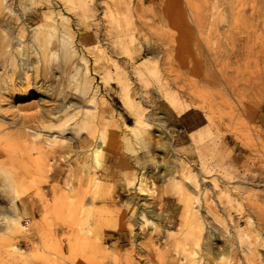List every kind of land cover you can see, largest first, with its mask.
<instances>
[{
	"label": "rangeland",
	"instance_id": "obj_1",
	"mask_svg": "<svg viewBox=\"0 0 264 264\" xmlns=\"http://www.w3.org/2000/svg\"><path fill=\"white\" fill-rule=\"evenodd\" d=\"M261 5L0 0V264H223L228 237L230 264H264ZM125 94L150 127L135 123ZM125 122L150 131L148 142ZM152 156L166 162L154 180ZM140 172L154 194L128 184ZM163 198L173 205L162 211ZM130 199L155 209L156 223L174 212L175 228L136 220ZM194 214L199 240L186 248L198 253L186 256L173 235ZM148 236L159 253L146 257L137 243Z\"/></svg>",
	"mask_w": 264,
	"mask_h": 264
},
{
	"label": "bare ground",
	"instance_id": "obj_2",
	"mask_svg": "<svg viewBox=\"0 0 264 264\" xmlns=\"http://www.w3.org/2000/svg\"><path fill=\"white\" fill-rule=\"evenodd\" d=\"M218 1V0H217ZM211 2V1H210ZM261 2V1H260ZM218 4H220V1H219V3ZM130 6H131V4H130ZM262 6V5H261ZM220 7V6H219ZM262 7H264V6H262ZM133 9V8H132ZM212 9V8H211ZM224 10V9H223ZM225 11V10H224ZM229 11V10H228ZM133 16V15H132ZM56 25V24H55ZM43 31V30H42ZM38 32V31H37ZM225 33H227V32H225ZM39 39H41V38H39ZM41 41V40H40ZM39 41V42H40ZM222 43V42H221ZM41 45V44H40ZM41 47V46H40ZM225 47V46H224ZM115 66V65H114ZM122 97V96H121ZM123 104H124V106L126 105V107H128V109H133L134 108V110H135V113H134V115H135V123L136 124H143V125H145V126H147V127H150V125H148V123L145 121V119H143V115H142V112L140 111V109L139 108H137L134 104H133V101H132V99H131V97L130 96H128L127 94H125V95H123ZM136 107V108H135ZM101 115V114H100ZM103 116V115H102ZM218 119L220 120V119H222V117H218ZM125 126L128 128V130L129 131H131V132H134L135 134H136V136L138 137H140L141 136V138H142V140L143 141H146V142H148V140H149V136L151 135V132L150 131H146L147 133V135H143L142 133L141 134H137V130L136 129H133L134 127H132V126H130V125H128L126 122H125ZM205 129V128H204ZM160 131V130H159ZM161 131H162V129H161ZM162 133H164V132H162ZM166 133V132H165ZM164 133V134H165ZM160 134H161V132H160ZM199 134V133H198ZM157 135V134H156ZM21 136L24 138V139H26L27 140V135L25 134V133H21ZM148 136V137H147ZM103 137V136H102ZM167 137V136H166ZM165 137V138H166ZM39 138V137H38ZM40 139V138H39ZM94 139V138H93ZM100 139H103V138H100ZM145 139V140H144ZM147 139V140H146ZM158 139V138H157ZM151 140V139H150ZM102 140H100V141H98V142H100V143H103V142H101ZM103 141H104V139H103ZM146 142H144V143H146ZM153 144V143H152ZM166 144V143H165ZM157 145V144H156ZM169 146V145H168ZM168 146L166 145V147H167V149H168ZM94 148V147H93ZM164 148V147H163ZM100 147H98L97 149H95L94 150V152H93V150H92V152L93 153H91V155L93 156L94 155V159H95V165H96V167H102V166H104V164L101 162V160L99 159V155H98V153L100 152ZM170 152V151H169ZM177 153V152H176ZM157 154V153H156ZM164 155H166V154H164ZM127 156V155H126ZM158 156V155H157ZM153 157L154 156H152V158H150V162L149 161H147V162H149L148 163V165H147V167L145 168V170H147L149 173H151V176H150V178H154L153 176L156 174L155 172H157L158 173V171L160 172V168L162 167L161 165V163H164V161L162 162V161H160L159 159H158V161L159 162H161V163H157V161H152L153 160ZM159 157V156H158ZM161 158V157H160ZM198 158V157H197ZM156 159V158H155ZM154 159V160H155ZM128 160V159H127ZM146 160V159H145ZM157 160V159H156ZM176 160V159H175ZM185 160V159H184ZM197 160V159H196ZM168 161H170V160H168ZM199 162H200V160H198ZM227 163H230L229 161H230V156L229 155H227ZM145 163H146V161H145ZM166 163V162H165ZM164 163V164H165ZM163 164V165H164ZM198 164H200V163H198ZM202 164V163H201ZM131 165V164H130ZM170 165V164H169ZM169 165H168V167H169ZM174 165H176V164H174ZM180 167H181V174L182 173H184L183 171L185 170V173L187 174V171H188V166L187 165H185V163L184 162H181L180 164ZM178 165V166H179ZM190 165V164H189ZM230 165V164H229ZM127 167H128V165H126ZM192 166V165H191ZM202 166V165H201ZM132 167V166H131ZM142 167V166H141ZM203 167V166H202ZM167 167H165V165H164V170H162L163 172H164V174L162 175V173H159L160 174V176L162 175V176H164V175H166L167 174V172H168V169H166ZM174 168H175V166H174ZM73 169V168H72ZM88 169V168H87ZM162 169H163V167H162ZM176 169V168H175ZM179 169V168H178ZM103 170H105V169H103ZM156 170V171H155ZM170 172V171H169ZM168 172V173H169ZM141 174L140 175H137V176H132L131 177V179H129V183L128 184H130V183H132L133 181H135L136 180V183H138V186L136 187V189L138 190V194L137 195H147V194H149L150 192H151V194H154V191H151V188H150V186H149V181H151L150 180V178H149V174H147L148 176H146L145 175V173L144 172H140ZM172 173V172H171ZM201 173V172H200ZM94 174V173H93ZM159 174H157L156 175V178H159L160 176H159ZM186 174H184V175H186ZM173 175V174H172ZM183 175V176H184ZM203 175V174H202ZM205 175V174H204ZM105 178H107L108 179V177H110V178H112V175L107 171V172H105V174L103 175ZM161 178V177H160ZM163 178H165V176L163 177ZM186 178V177H185ZM100 179H102L101 177H98V176H96V175H93V176H91V178H90V182H91V186L94 188V189H97V191L96 192H98V189H99V187H100ZM162 179V178H161ZM170 179V178H169ZM189 180V177H187L186 178V180ZM154 180V179H153ZM160 180V179H159ZM163 180V179H162ZM185 182V181H184ZM186 183H188V182H186ZM102 185V184H101ZM182 186H187V184L185 185V183L184 184H182V182L180 183V187H182ZM177 187V186H176ZM176 187H174V188H176ZM130 188V187H129ZM155 188V187H154ZM135 189V188H134ZM179 190H180V188H178ZM153 190V189H152ZM129 193V192H128ZM125 194V193H124ZM122 195V194H121ZM125 195H127V194H125ZM158 195V194H157ZM156 195V196H157ZM226 195V194H225ZM126 197H128V196H126ZM130 197V196H129ZM92 198V197H91ZM109 199V198H108ZM133 199V198H132ZM132 199H130V201L128 202V204H130V208L132 209V212H134L135 211V214H137V216H136V220H140L142 223H144V224H149L150 222V224L152 225L153 224V228H154V230H159V228H161V227H166V228H175V225H176V221H177V219H176V216H175V213L174 212H168V218L169 219H167L166 218V221H163L162 220V218L159 220V218H158V220H159V223L157 222H155L154 220L156 219L155 218V216L157 215V212H156V210L155 209H151V210H145V209H142V210H140L139 209V205H138V203L137 202H135V201H133ZM62 200V199H61ZM99 200H101V201H104V202H106L107 200H106V197H102V196H100L99 197ZM92 201H94V200H92ZM128 201V200H127ZM64 202V201H63ZM92 205V204H91ZM135 205H137L136 206V208H135ZM141 205V204H140ZM158 205H160V209L163 211L164 209H169V208H171V206L173 205V200H171V199H169V198H163L161 201H159L158 202ZM93 206V205H92ZM145 206H147V205H145ZM151 206V205H150ZM59 207V206H58ZM211 207V206H210ZM213 207V206H212ZM129 210V209H128ZM160 210V211H161ZM60 212H62V208H59V216H62V213H60ZM109 212H112V211H109ZM129 213V212H128ZM163 214V213H162ZM162 214H159V215H162ZM228 215H229V211H228ZM133 216V215H132ZM111 217V216H110ZM130 217V216H129ZM113 218V217H112ZM117 218V217H116ZM115 219V218H114ZM163 219H164V217H163ZM199 219H200V216H198L197 214H194V217H193V221H192V225H189V226H179V227H177V233H175L174 235H173V244H174V246L175 247H180V248H182V250L184 251V252H186V256H188V255H194V254H197L198 252L196 251V253L193 251V250H189L188 251V249L186 248V246L189 244V241H194V244L196 245L197 243H198V240H199V230H200V224H199ZM101 220V219H100ZM95 221H96V219H95ZM94 221V222H95ZM98 221V220H97ZM106 221V220H105ZM112 221H113V219H112ZM111 221V222H112ZM98 222H100V221H98ZM103 224H101V223H99V225H100V229H99V226L97 227V229H99L100 230V234H101V232L103 233V231L105 230L104 228H106L108 225L107 224H104V219H103ZM107 222V221H106ZM108 222H109V220H108ZM107 222V223H108ZM110 222V223H111ZM154 222V223H153ZM97 223V222H96ZM109 224V223H108ZM179 225V224H178ZM96 226V225H95ZM104 226H106V227H104ZM211 226V225H210ZM94 227V226H93ZM23 228V227H22ZM145 228V227H144ZM124 229V228H123ZM94 230H96L95 228H94ZM98 230V231H99ZM18 231V230H17ZM16 231V232H17ZM97 231V230H96ZM126 231V230H125ZM95 232V231H94ZM141 232V231H140ZM212 232V231H211ZM96 233V232H95ZM116 233V232H115ZM123 234H125L123 231H120V232H118V235H123ZM126 235V234H125ZM121 237V236H120ZM140 239V238H139ZM147 239H148V241H149V243H148V241H140V242H138L137 243V245H138V248L137 249H141V247L144 249V251H143V253H144V255L147 257L148 256V253H150V250L151 249H153V247H154V249H155V251H156V253L158 254L159 253V248H158V245L156 244V243H154V239H153V237L152 236H148L147 237ZM207 239H209V238H207ZM215 239V238H214ZM158 240V243H162V241H161V239L159 238V239H157ZM227 241H228V245H227V248L225 249V251H226V257H224L223 258V264H230V260H231V257H230V238L228 237V239H227ZM209 242V241H208ZM71 244V243H70ZM122 244V243H121ZM152 245V247H150V245ZM140 246V247H139ZM224 247V246H223ZM225 247H226V245H225ZM11 248H13V247H11ZM146 249L148 250V253H147V251H146ZM196 250V249H195ZM201 250V249H200ZM222 250V249H221ZM136 251V250H135ZM146 251V252H145ZM207 252H208V255L210 256V258H214V256H216L217 255V252L215 251V250H213V251H210V250H207ZM223 253V252H222ZM222 253H220V255L222 254ZM150 255V254H149ZM173 256V255H172ZM221 256H223V255H221ZM191 257V256H190ZM15 260V259H14ZM193 261V260H192ZM211 261V260H210ZM212 262V261H211ZM199 262L197 261V264H198ZM210 264V263H209Z\"/></svg>",
	"mask_w": 264,
	"mask_h": 264
}]
</instances>
